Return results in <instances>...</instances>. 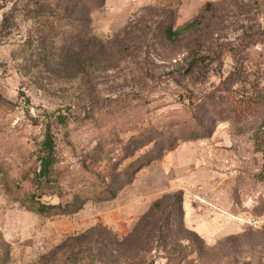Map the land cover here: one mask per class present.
<instances>
[{"label":"rangeland","instance_id":"374dc122","mask_svg":"<svg viewBox=\"0 0 264 264\" xmlns=\"http://www.w3.org/2000/svg\"><path fill=\"white\" fill-rule=\"evenodd\" d=\"M60 1L0 0L7 264H37L70 236L93 242L94 264H264V0H104L97 11ZM58 18L78 25L75 38L47 27ZM126 105L149 112L138 127L155 126L157 139L160 123L174 126L135 151L138 130L112 131ZM57 116L68 121L53 133L63 167L75 172L85 158L106 171L121 159L113 180L124 188L45 217L9 197L6 179L33 164ZM192 122L201 132L181 140Z\"/></svg>","mask_w":264,"mask_h":264},{"label":"trees","instance_id":"16d2710c","mask_svg":"<svg viewBox=\"0 0 264 264\" xmlns=\"http://www.w3.org/2000/svg\"><path fill=\"white\" fill-rule=\"evenodd\" d=\"M71 2H77L79 0H70ZM85 2L89 11H97L103 6L104 0H81ZM60 2H63L61 0ZM60 2L58 6H60ZM48 5V4H47ZM51 5V4H50ZM72 6V5H71ZM67 8V7H66ZM55 15L61 11L59 8H53ZM52 9V10H53ZM63 12L69 11L66 9ZM54 15V16H55ZM59 17V16H58ZM61 23L60 18L53 24L46 23L50 30H53V26L60 33H64L65 36L75 38L78 34V25L72 21ZM64 36V37H65ZM46 42V41H45ZM54 42V41H52ZM50 42L49 47L54 45ZM56 44V43H55ZM248 105V104H247ZM247 105L243 106L246 107ZM126 115L121 111L116 112V119H113L112 131L119 129V133H128L134 130H138L137 136L131 137L128 142L130 147L134 148L135 151H139L152 145L154 142L163 140L165 134L171 130L174 126L172 123H160L162 136L161 139H157L159 134L157 128L154 127H138V125L144 124L148 118L149 112L147 110H132L131 106H127ZM157 110V109H156ZM239 116L234 114V122H238L240 125L242 120L238 119ZM151 124L150 121L148 125ZM65 128L68 125V121L64 117L57 116L54 121L48 123L45 127V133L43 141L40 143L39 149L35 151L33 155V164L19 175V177H11L7 180L8 195L12 198L23 199L24 205L31 211H34L38 215L45 217L55 216H67L74 214L81 210V208L88 202L94 204H100L103 202L111 201L115 198L120 190L124 188V184L115 185V179L113 180V172L119 167L121 159H118L117 163L110 166L106 171H95L96 169L89 168L87 160L81 159L79 167H75V172L69 170L67 167H63V161L57 157L56 154V143L54 139V128ZM55 128V131L61 130ZM191 131L182 133L181 140L188 137H194L201 132L198 126H195L194 122L190 126ZM112 140L109 146L114 147V144H119L118 133L112 132ZM165 146V144L163 145ZM87 149V148H86ZM167 150L172 152L175 147L168 144ZM156 154L153 152L152 155ZM98 165H93L95 167ZM90 170V171H88ZM99 170V169H97ZM122 178L123 182H130L132 179L131 174L126 175L120 173L118 175ZM31 188V189H28ZM56 195L58 200H66L64 203L48 204L41 203L40 200L43 196ZM84 236H70L62 244L56 246L49 253L45 254L40 258L37 264H94L93 253L96 248L92 241H89L87 246H79L80 239ZM95 244V243H94ZM10 258V246L3 240L0 233V264H7Z\"/></svg>","mask_w":264,"mask_h":264},{"label":"built area","instance_id":"2783aa9c","mask_svg":"<svg viewBox=\"0 0 264 264\" xmlns=\"http://www.w3.org/2000/svg\"><path fill=\"white\" fill-rule=\"evenodd\" d=\"M257 222H254V224H256Z\"/></svg>","mask_w":264,"mask_h":264}]
</instances>
